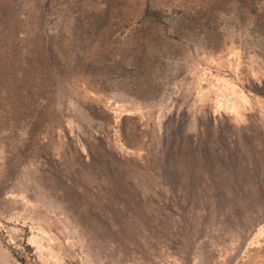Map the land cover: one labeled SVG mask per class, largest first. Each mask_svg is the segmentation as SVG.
<instances>
[{
  "label": "rangeland",
  "instance_id": "374dc122",
  "mask_svg": "<svg viewBox=\"0 0 264 264\" xmlns=\"http://www.w3.org/2000/svg\"><path fill=\"white\" fill-rule=\"evenodd\" d=\"M260 262L264 0H0V264Z\"/></svg>",
  "mask_w": 264,
  "mask_h": 264
},
{
  "label": "trees",
  "instance_id": "16d2710c",
  "mask_svg": "<svg viewBox=\"0 0 264 264\" xmlns=\"http://www.w3.org/2000/svg\"><path fill=\"white\" fill-rule=\"evenodd\" d=\"M105 5H103V7L101 8V12L97 13L96 15V19L99 20V23L101 24H104L107 20V18L109 17L110 13H109V10H108V3H107V7H104ZM160 13L158 11H150L148 9H145L144 12H143V18L145 20H147L149 26L152 25V23H154V21L156 20H159L161 19L160 18ZM148 26V27H149ZM148 58L147 56L145 55H139V58L138 60H136L133 64L134 67L138 68L139 66H142L143 68H148L147 66V59ZM137 59V58H136ZM146 63V64H145ZM145 64V65H144ZM145 69H143L144 71Z\"/></svg>",
  "mask_w": 264,
  "mask_h": 264
},
{
  "label": "bare ground",
  "instance_id": "6f19581e",
  "mask_svg": "<svg viewBox=\"0 0 264 264\" xmlns=\"http://www.w3.org/2000/svg\"><path fill=\"white\" fill-rule=\"evenodd\" d=\"M65 152H66V151H65ZM66 153H67V152H66ZM97 154H98V153H97ZM100 155H101V154H100ZM71 159H72V157H71ZM105 159H106V158H105ZM105 159H104V160H105ZM68 160H69V159H68ZM94 162H95V161H94ZM104 162H105V161H104ZM109 163H110V162H109ZM68 164H69V163H68ZM102 164H103V163H102ZM63 165H64V164H63ZM115 165H116V164H115ZM106 166H107V165H106ZM112 166H113V165H112ZM78 168H79V167H78ZM106 168H107V167H106ZM60 169H61V168H60ZM66 169H67V168H66ZM71 169H72V168H71ZM71 169H70V170H71ZM102 169H103V168H102ZM64 170H65V169H64ZM78 170H79V169H78ZM82 170H83V169H82ZM112 170H113V169H112ZM58 171H59V170H58ZM58 171H57V172H58ZM61 171H62V170H61ZM106 171H107V170H106ZM57 172H56V173H57ZM109 173H110V172H109ZM113 173H114V172H113ZM56 175H57V174H56ZM61 175H62V174H61ZM114 175H115V174H114ZM122 175H123V174H122ZM66 176H67V175H66ZM70 176H71V175H70ZM77 176H78V175H77ZM44 177H45V175H44ZM54 177H55V176H54ZM71 177H72V176H71ZM55 178H56V177H55ZM122 178H123V177H122ZM124 178H125V177H124ZM77 179H78V178H77ZM47 180H48V177H47ZM56 180H57V179H56ZM117 180H119V179H117ZM44 181H45V180H44ZM67 182H68V181H67ZM53 183H54V182H52V185H53ZM50 184H51V182H50ZM57 184H58V183H57ZM58 185H59V184H58ZM58 185H57V186H58ZM99 186H100V185H99ZM94 187H95V186H94ZM50 189H51V188H50ZM67 189L69 190V188H67ZM52 190H53V189H52ZM72 190H73V189H72ZM129 190H130V189H129ZM131 191H132V190H131ZM149 191H150V190H149ZM71 193H72V192H71ZM152 197H153V196H152ZM66 199H67V198H66ZM150 199H151V198H150ZM152 199H153V198H152ZM70 200H71V199H70ZM77 200H78V199H77ZM77 200H76V201H77ZM153 201H154V200H153ZM71 202H72V201H71ZM69 203H70V202H69ZM151 204H153V203H151ZM254 218H255V217H254ZM101 219H102V218H101ZM235 223H236V222H235ZM60 224H61V223H60ZM66 235H67V234H66ZM67 237H68V236H67ZM68 239H69V238H68ZM250 249H251V248H250ZM237 256H238V255H237ZM257 257H258V256H257ZM262 257H263V256H262ZM223 260H224V259H223ZM216 261H217V260H216ZM221 261H222V260H221ZM258 261H259V260H258ZM217 262H219V261H217ZM223 262H224V261H223ZM261 262H262V261H261ZM261 262H260L259 264H261Z\"/></svg>",
  "mask_w": 264,
  "mask_h": 264
}]
</instances>
